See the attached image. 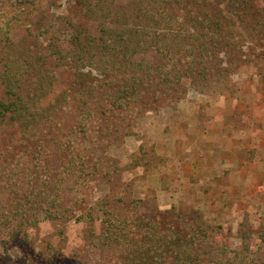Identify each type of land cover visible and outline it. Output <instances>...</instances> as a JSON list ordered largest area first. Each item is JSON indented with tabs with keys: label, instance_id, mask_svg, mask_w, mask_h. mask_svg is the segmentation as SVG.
<instances>
[{
	"label": "trees",
	"instance_id": "1",
	"mask_svg": "<svg viewBox=\"0 0 264 264\" xmlns=\"http://www.w3.org/2000/svg\"><path fill=\"white\" fill-rule=\"evenodd\" d=\"M181 1L189 7L181 18L193 28L189 34L169 27L173 15L168 12H140L143 25L102 28L98 37L85 27H74L66 65L80 80L54 94L35 56L0 46L5 50L0 60L5 87L0 117L18 133V143L8 147L17 152L15 163L0 166V215H9L0 230L7 229L9 239L20 232L26 236V228L43 220L73 219L88 224L75 264H195L194 236L212 228L197 211L159 208L148 194L136 199L105 195L88 203L82 192L85 182L109 181L122 171L104 151L105 144H118L109 138L114 131L120 133V127L158 103L179 100L184 80L201 93L213 91L210 85L253 59L237 49L240 27H250L247 35L257 42L256 62L264 57V0H211L212 12L201 5L194 12L192 0ZM143 2L139 0L140 7ZM148 17L158 23L156 28L168 27H151ZM199 36L205 37L203 42ZM3 41L0 37V45ZM220 51L224 58H219ZM83 64L92 72L81 70ZM30 74L34 84L26 83ZM72 109L71 126L61 124L62 113ZM249 231L239 224L242 249L217 264H264V227L256 233L255 250Z\"/></svg>",
	"mask_w": 264,
	"mask_h": 264
},
{
	"label": "rangeland",
	"instance_id": "2",
	"mask_svg": "<svg viewBox=\"0 0 264 264\" xmlns=\"http://www.w3.org/2000/svg\"><path fill=\"white\" fill-rule=\"evenodd\" d=\"M138 2L139 0H0L2 33L0 37L4 40L0 46L13 53L24 54L28 51L31 56H35L40 69L43 70L41 72L48 73L46 77L49 80L48 84L51 85L49 90L54 94L61 87L69 83L74 85L80 80V77H76V72L66 65L72 44L70 34L76 26L85 27L86 31L89 30L93 36L98 37L102 34V28L119 30L131 28L135 24L143 25L140 12H162L163 15L168 12L173 15V23L169 26L172 30L187 31L188 34L192 31L191 26L181 21L184 12L189 10L181 0H144L143 7H140ZM211 2V0H192L191 4H194V12L200 5L207 7L208 12H212L209 6ZM115 12L123 14L117 15ZM148 18L146 22L148 24L152 22L151 27L156 28L158 23L154 25V19ZM164 27L168 26L165 24L156 29L162 30ZM249 28L245 25L240 27L242 40L237 44V49L242 50V55L251 53L253 59H250L247 65L238 68L218 83L214 82L210 85L213 91L208 90L206 93L190 87L189 80H184L185 93L179 100H165L158 103L137 117L131 125L120 127V133L114 131L109 138L118 144L113 142L105 144L104 151L106 156L116 161V165L122 171L109 181L99 178L96 179L97 182H85L82 187L88 203L93 202L91 199L95 200L105 195L120 198L128 195L136 199L144 198L148 194L155 199L159 208L173 206L182 214L192 210L197 211L203 222H208L212 228H207L201 236H194L193 245L198 253L194 260L195 264H217V261L224 259L225 256L233 257L235 252L240 251L243 247V240L238 232L240 223L244 224L246 231L250 229L249 232L253 233L250 241L251 248L255 250L259 244L256 233L264 227V178L256 177V180L248 185V188L258 191L259 194L255 195L257 203L252 202L253 207L235 210L227 208L220 215L213 208L214 203L211 204L212 196L210 197L209 194L203 196L204 193L201 192V197L196 196L194 203V198L188 194L179 191L166 192L165 190H169L172 186L177 189L179 183H170L171 179L157 169L164 158L171 163L170 157L172 158L173 155L178 157V142L181 134L187 130L184 123L189 115L187 112H194L199 106L210 107L212 104H221L226 97L235 98L239 94L244 95V91H252L256 94L257 106L260 105V100L264 101V57L257 62L254 59L259 47L257 42L250 41L247 35ZM239 35L237 32L236 36ZM236 36L232 35V37ZM199 37L203 42L205 37ZM4 52L5 50L0 49V60L5 58ZM151 52L149 51L148 56H151ZM218 56L224 58V52L220 51ZM136 57L140 58L141 55ZM79 60L82 62V59ZM79 68L85 72H92L84 64ZM34 78V75L30 74L29 78H26V83L34 84ZM4 92L5 87L0 77V101L5 99ZM73 111V109L70 112L65 110L62 113L61 124L71 126L75 117ZM17 136L16 128L11 124L8 125L6 119L2 120L0 117V166L16 157L17 152L12 153L8 147L10 143L15 141L18 143ZM170 141L174 153L168 149ZM133 161L137 165H133ZM14 163L12 161V164ZM201 188L206 193L209 190L206 185ZM202 200L205 206L196 203ZM229 211L232 212L228 213ZM8 216L1 214L0 222H5ZM98 223H95L97 228ZM87 226L88 224L73 219L68 222L43 220L36 227L26 228V236L20 232L15 235V239H9L7 229L2 228L0 264H75L74 255L83 247V233Z\"/></svg>",
	"mask_w": 264,
	"mask_h": 264
},
{
	"label": "crops",
	"instance_id": "3",
	"mask_svg": "<svg viewBox=\"0 0 264 264\" xmlns=\"http://www.w3.org/2000/svg\"><path fill=\"white\" fill-rule=\"evenodd\" d=\"M243 93L235 98L228 96L221 104L187 112V130L180 136L178 157H170L171 163L164 158L157 166L161 174L171 179L170 183H179L177 189L172 186L166 192L188 194L194 203L201 192L203 196L209 194L220 215L227 208L247 209L254 206L252 202L257 203L258 191L248 185L256 177L264 178V101L260 100L257 106L254 92ZM169 147L174 153L171 141ZM203 185L209 188L207 193L201 188ZM196 203L205 206L203 200Z\"/></svg>",
	"mask_w": 264,
	"mask_h": 264
}]
</instances>
